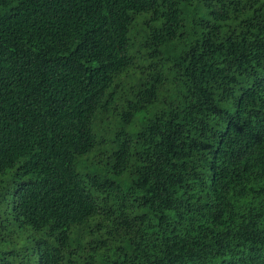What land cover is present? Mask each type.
I'll list each match as a JSON object with an SVG mask.
<instances>
[{"label": "trees", "instance_id": "trees-1", "mask_svg": "<svg viewBox=\"0 0 264 264\" xmlns=\"http://www.w3.org/2000/svg\"><path fill=\"white\" fill-rule=\"evenodd\" d=\"M0 264H264V0H0Z\"/></svg>", "mask_w": 264, "mask_h": 264}]
</instances>
